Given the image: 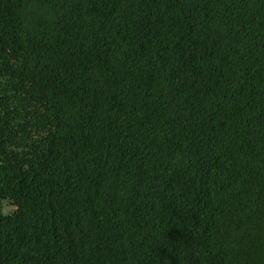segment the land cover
<instances>
[{
	"label": "trees",
	"instance_id": "16d2710c",
	"mask_svg": "<svg viewBox=\"0 0 264 264\" xmlns=\"http://www.w3.org/2000/svg\"><path fill=\"white\" fill-rule=\"evenodd\" d=\"M0 264H264V0H0Z\"/></svg>",
	"mask_w": 264,
	"mask_h": 264
}]
</instances>
